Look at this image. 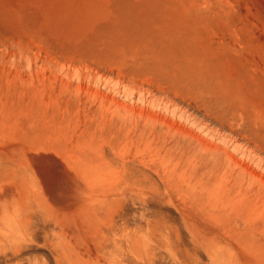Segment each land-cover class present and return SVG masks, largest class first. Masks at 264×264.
Instances as JSON below:
<instances>
[{"label": "rangeland", "instance_id": "374dc122", "mask_svg": "<svg viewBox=\"0 0 264 264\" xmlns=\"http://www.w3.org/2000/svg\"><path fill=\"white\" fill-rule=\"evenodd\" d=\"M0 264H264V0H0Z\"/></svg>", "mask_w": 264, "mask_h": 264}, {"label": "bare ground", "instance_id": "6f19581e", "mask_svg": "<svg viewBox=\"0 0 264 264\" xmlns=\"http://www.w3.org/2000/svg\"><path fill=\"white\" fill-rule=\"evenodd\" d=\"M212 133V132H211ZM214 136H215V134H214ZM229 139V138H228ZM228 143V142H227ZM235 143V142H234ZM233 144V143H232ZM237 150H239V149H237ZM249 154V153H248ZM250 155V154H249ZM242 156V155H241ZM258 156V155H257ZM234 162H236V161H234ZM237 163V162H236ZM235 164V163H234ZM237 167V166H236Z\"/></svg>", "mask_w": 264, "mask_h": 264}]
</instances>
